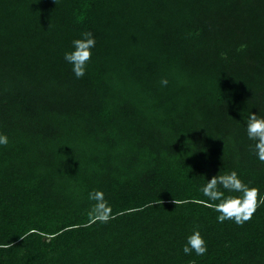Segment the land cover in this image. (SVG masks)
Here are the masks:
<instances>
[{
    "label": "trees",
    "instance_id": "obj_1",
    "mask_svg": "<svg viewBox=\"0 0 264 264\" xmlns=\"http://www.w3.org/2000/svg\"><path fill=\"white\" fill-rule=\"evenodd\" d=\"M83 31L96 47L77 79L63 53ZM250 111L264 116V0H0V264H264V205L218 223L200 192L236 170L264 195ZM194 227L202 257L182 252Z\"/></svg>",
    "mask_w": 264,
    "mask_h": 264
},
{
    "label": "clouds",
    "instance_id": "obj_2",
    "mask_svg": "<svg viewBox=\"0 0 264 264\" xmlns=\"http://www.w3.org/2000/svg\"><path fill=\"white\" fill-rule=\"evenodd\" d=\"M96 47V38L91 31L81 32L79 38L71 41L70 50L63 53L64 61L71 65V72L77 79L86 75L87 66L93 55V49ZM241 47H244L241 45ZM161 85L167 86L169 81L166 78L161 79ZM244 128L248 140L252 141L251 150L255 156L264 162V116L249 112L244 121ZM9 144V137L0 132V147ZM200 192L206 201L202 203L213 207L218 213L216 221L224 223L232 221L237 225H243L252 219L257 209L264 205V195L260 194L258 187L245 183L236 170H231L223 175H212L200 187ZM88 200L94 202L89 209L91 222L99 221L107 223L113 219L112 207L105 198V193L99 189H93L88 193ZM11 244H5L0 247H11ZM182 252L186 256L193 253L202 257L208 252L207 242L201 234L199 228H193L191 233L186 236L185 243L182 245ZM195 264V261H193Z\"/></svg>",
    "mask_w": 264,
    "mask_h": 264
}]
</instances>
